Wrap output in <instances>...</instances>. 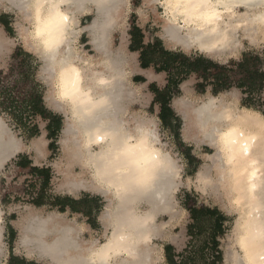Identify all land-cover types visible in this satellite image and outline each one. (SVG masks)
Instances as JSON below:
<instances>
[{
	"label": "clouds",
	"instance_id": "1",
	"mask_svg": "<svg viewBox=\"0 0 264 264\" xmlns=\"http://www.w3.org/2000/svg\"><path fill=\"white\" fill-rule=\"evenodd\" d=\"M0 16V264H170L169 246L187 264L189 197L222 218L196 264H264V87L238 83L248 59L264 75V0H0ZM157 43L229 83L144 67ZM85 198L90 216L57 203Z\"/></svg>",
	"mask_w": 264,
	"mask_h": 264
},
{
	"label": "trees",
	"instance_id": "2",
	"mask_svg": "<svg viewBox=\"0 0 264 264\" xmlns=\"http://www.w3.org/2000/svg\"><path fill=\"white\" fill-rule=\"evenodd\" d=\"M8 31V30H7ZM9 32V31H8ZM10 33V32H9ZM133 50L135 48L141 46V40L142 36L139 33L138 30H133ZM19 51H17V56L19 55ZM142 61L143 66L147 67L149 63L152 62H158L161 64L163 68L172 70L175 69L177 72V75H179L182 72L187 71H197L205 76H207L209 73V69H214V75L216 76V79L218 81V87L219 86H226L229 81L227 77L224 75L225 70L221 68H216L211 63H206L203 61H197L196 63L189 64L186 60H184L182 57L179 56H173L170 54H166L163 52L162 49L159 48V43L155 47H148L145 48L143 54H142ZM251 59L246 60V62L242 65H240L238 70V75L240 76V79L238 80V83L241 86H248L249 89H256L258 87H264V75H258L255 71L251 70ZM253 61L257 63L258 61L253 58ZM253 63V65H255ZM18 67H20L23 70L24 62L18 61L17 64ZM139 79V78H137ZM176 83V80L173 79L170 81L169 84V91L172 90ZM153 90L155 91V87L153 86ZM165 96V99H162V97ZM158 99L161 101V103L165 106L162 111V118L164 119L166 124L170 123V120L173 119V116L171 112L167 109V99H168V91L166 90L164 93H158ZM21 103H28L32 110L34 112H42L41 103H40V97L37 95H31L27 98V100L21 99ZM9 106H12L13 111L18 112L19 111V105L15 98H13L11 101H9ZM19 118V117H18ZM51 128V135H55L56 130L59 128V120L53 119V124L50 126ZM35 130H33V133ZM29 161L27 158H20V160L17 162V166L20 169H27L28 168ZM31 172L39 175L43 178V187H47L48 180H49V172L47 170L40 171L36 169H31ZM43 197V191L41 193V199ZM41 201H37V203H40ZM57 203L61 204V210H63V205L65 204H71L74 211H82L78 205L79 203H74L69 200L65 201H57ZM195 201L189 197L186 201V207H188L192 213L193 220L196 221L195 224L189 226V234L193 237V239H199L201 236L208 230H211L212 236L220 231L222 218L216 215L214 211H210L208 209H205L201 207L200 209H196L194 207ZM15 233L12 232V238L14 239ZM209 240H211V245L209 244ZM199 246L197 247L196 244L192 245L193 251L192 254L187 258V264H196L197 259H202L204 255L206 254L205 250L211 248L212 251H215V241L212 239V237H209L208 240L196 241ZM168 259L172 261V255L174 254V249L169 246L165 249ZM219 259V257H217ZM16 264H24V262L18 261Z\"/></svg>",
	"mask_w": 264,
	"mask_h": 264
},
{
	"label": "rangeland",
	"instance_id": "3",
	"mask_svg": "<svg viewBox=\"0 0 264 264\" xmlns=\"http://www.w3.org/2000/svg\"><path fill=\"white\" fill-rule=\"evenodd\" d=\"M0 23L4 24L5 25V28H7V30L10 32L11 34V29L8 28V18L6 16H0ZM251 65H253V63H255V61H253V59H251ZM256 64V63H255ZM162 99H165V96L162 97ZM174 118V117H173ZM172 120V119H171ZM178 127V125H177ZM189 159L190 161L192 162L193 165H195L197 162L195 160H193V158H191L189 156ZM14 165L18 168V170L21 172V173H24L26 171L24 170H21L19 169V167L15 164L16 161L13 162ZM42 193V192H41ZM78 207L86 214V215H91V211L93 208H98L99 205L97 203V201L95 200H88L87 198H85L83 201L80 202V204L78 205ZM11 237H12V233H11ZM194 241H200L199 239H194ZM197 243V242H196ZM177 246H180V241H177ZM21 262H24L21 260ZM18 263L17 260H14L12 262V264H16Z\"/></svg>",
	"mask_w": 264,
	"mask_h": 264
},
{
	"label": "bare ground",
	"instance_id": "4",
	"mask_svg": "<svg viewBox=\"0 0 264 264\" xmlns=\"http://www.w3.org/2000/svg\"><path fill=\"white\" fill-rule=\"evenodd\" d=\"M4 36V32L0 31V38H2Z\"/></svg>",
	"mask_w": 264,
	"mask_h": 264
},
{
	"label": "crops",
	"instance_id": "5",
	"mask_svg": "<svg viewBox=\"0 0 264 264\" xmlns=\"http://www.w3.org/2000/svg\"><path fill=\"white\" fill-rule=\"evenodd\" d=\"M20 160V159H19ZM15 164H17V162L15 163ZM20 169V168H19ZM21 170H24V171H26L27 172V170H28V168L27 169H21ZM15 237V236H14Z\"/></svg>",
	"mask_w": 264,
	"mask_h": 264
}]
</instances>
